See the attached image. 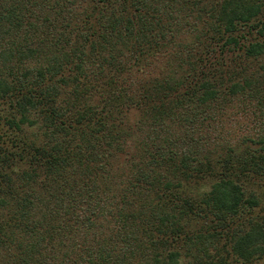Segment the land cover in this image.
Instances as JSON below:
<instances>
[{
  "label": "trees",
  "instance_id": "obj_1",
  "mask_svg": "<svg viewBox=\"0 0 264 264\" xmlns=\"http://www.w3.org/2000/svg\"><path fill=\"white\" fill-rule=\"evenodd\" d=\"M235 104L264 114V0H0V264H264Z\"/></svg>",
  "mask_w": 264,
  "mask_h": 264
},
{
  "label": "rangeland",
  "instance_id": "obj_2",
  "mask_svg": "<svg viewBox=\"0 0 264 264\" xmlns=\"http://www.w3.org/2000/svg\"><path fill=\"white\" fill-rule=\"evenodd\" d=\"M193 19V18H192ZM190 19V21H192ZM194 21V20H193ZM200 25L197 23V26ZM196 30V29H195ZM195 30L190 33V35H193L195 33ZM186 32L181 33L182 38L185 40L188 39V34L185 35ZM162 57V56H161ZM162 61L163 59L160 58ZM160 62H156V64L153 66L154 68L158 67ZM154 71H152L153 73ZM150 73V74H152ZM243 110L240 109V106H230L228 109L224 111V113L220 116V123L217 124V126L212 130L213 134H217L216 137L218 138H226L230 145L233 148H240L239 146L242 145V138L245 136H253L257 132L258 126H260V122L263 121L264 114L258 115L257 111L252 106H243ZM257 114V119L255 118V113ZM135 117H138V112L135 109H132L130 111V115L128 117L129 120H133ZM215 137V138H216ZM134 138V137H133ZM133 138H130L131 140ZM206 187H201V189H204ZM264 189V185L260 187L261 190ZM261 198L263 200L264 204V195L261 194ZM231 264H238L239 262H230ZM257 264H262L261 261H257Z\"/></svg>",
  "mask_w": 264,
  "mask_h": 264
}]
</instances>
